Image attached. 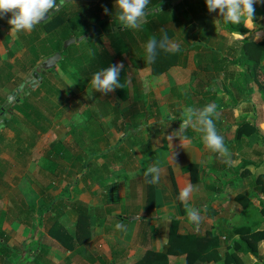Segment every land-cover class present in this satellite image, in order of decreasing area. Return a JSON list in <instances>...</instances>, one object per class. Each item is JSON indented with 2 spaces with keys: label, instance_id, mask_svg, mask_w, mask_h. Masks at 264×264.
Segmentation results:
<instances>
[{
  "label": "rangeland",
  "instance_id": "rangeland-1",
  "mask_svg": "<svg viewBox=\"0 0 264 264\" xmlns=\"http://www.w3.org/2000/svg\"><path fill=\"white\" fill-rule=\"evenodd\" d=\"M110 5L114 8L115 16H117L115 30L118 29L121 31L122 28L129 27L120 23L118 20L121 10L119 9L116 0L111 2ZM67 6L71 11L82 10L86 7H89V10L93 11V7H90L91 5H82L78 1L69 2ZM255 6L263 9L261 12L264 14V4L254 5V8ZM219 15V11L213 13L205 20L204 26L200 29L203 32L208 31L212 33L207 42L208 47L212 49L208 50L207 47L204 49H198L197 47L188 49L185 51L186 61L184 60V63L179 62L174 53L168 54L171 57L169 66L167 68H163L162 74L160 75H155L156 73L153 72V66L162 64L160 61L162 58L160 52H157V54H159L158 58L153 56L154 58L150 59L152 61V65L150 64L149 66H145L142 56H140L137 52L132 50L131 55L121 52L127 46L124 44L120 45L117 38H115L116 42L112 44L113 38L100 33L98 28H95L94 31L92 28L93 25L86 28V32L91 34V38H87L89 41L84 38L80 42L70 43L67 46H64L63 43V47L68 49L66 54H72L73 57L81 53H91L93 55L96 52L98 55L102 56L103 54L100 53L102 52V47L112 55H114L115 52H121L122 55L119 53L117 57L118 59H116L117 64L121 65L126 70L124 71L128 80V100L125 102L113 91L105 94L95 89H90V82L92 76L94 75L93 70L99 66H95L90 69L89 67H86V73L80 74L77 73L78 66L73 63L74 59L71 60L73 63V66H71L66 60L65 63H62L61 58L53 70L50 69L41 73L42 78L44 77L46 79H43L42 84L38 88H36V86L31 90V95L33 97L28 100L29 104L39 111L37 118L42 121V125L50 128L49 133L40 136V139L42 138V140H40L39 144L34 143L35 158L43 154L45 147H48L54 139H57L63 142L73 152H77L80 146H82L85 162L90 163L92 162L93 151L96 150L93 148V138H85L87 133L86 129L91 125L89 121L95 118L98 119V137L101 139V142H106L109 137H111L110 141L112 139V141L115 142L119 137V134H117L116 131H114L115 135L113 136L110 134L113 132V129L108 131L107 134L105 133L110 128L112 121H114L111 120L110 115L108 114L110 113V110L115 117V121L118 116H120V121H125V117L126 121H129L128 117L133 116L134 120L132 119L129 123L138 124L140 122L141 125H146L144 126L142 134H138V132L136 133L138 134L137 136L140 144L147 142L153 148H157L162 145L167 147L168 156L167 159L162 160V164L167 165L168 169L175 172L174 174L176 177L177 188L178 185L182 184L181 180L183 174L180 172V164H188L191 165V167L193 166V168H196L194 167L195 165L197 166L196 169L192 170V176L195 178V181H189L190 192L194 199L189 197L188 204L191 205L190 198H192V203L195 204L192 208L193 211L197 213L198 218L195 221L190 220L189 223L185 222L181 225L189 232L188 234L196 232L203 235L205 230L212 231L209 230L210 228L216 230H213L214 233L221 230L219 236L220 241H223L222 237L226 238L227 233L230 231L228 223L231 222L233 217L230 216V209H236V206L234 205V193L237 192L236 190H238L239 187L235 186L239 185L241 187L243 185L245 189L249 188V190H252L253 184L250 183L248 178L250 177L253 179L255 177L256 179L257 176L264 173V105L262 107V113L260 112V119L255 114L254 122L253 111L251 109L252 104L248 101V96L244 92V87L248 86L252 90H259V86L256 82L253 83L251 78L248 79V73L246 70L241 68L242 66H231L227 69L228 73H226L227 76L225 77V81L228 91H225L223 90V77L225 75H222L220 72L210 78V75L208 76L205 74L204 69L199 63V58L208 63L209 60L206 56L212 53L213 50H217L219 56H224L226 49H228L238 36L240 37V34L228 33L221 29L218 22ZM9 16L10 13L5 14V18H7V20ZM166 16L163 18L166 19L164 20L163 25L166 28L173 30L175 33L174 36L169 37V41L171 43L182 45L186 48V46L181 42L182 38L180 37H182V28L180 26L184 24L188 18H185L182 11H179V9L175 6L167 9ZM143 20V17L140 18L137 26L141 25ZM241 25L247 30L245 35L251 37L250 39L253 42L258 43L264 40V15L259 16L254 13L253 21L248 27H246L243 23H241ZM33 31L37 34H42L43 36L45 35L43 30L39 28L27 32L17 33L19 40L17 45H15L13 52L19 55V61L17 63V72L19 76L17 81L13 84V89H17L19 87L18 85L21 83L24 75L23 72L33 71L38 66V64L35 66V63L33 62L34 54H32L33 49L39 47L38 43L33 44L31 47H29V44L26 45L31 36L30 34H33ZM12 33L15 34L14 32ZM92 33L96 34L93 35ZM98 38L100 39L99 42L97 41ZM167 43L168 41L165 40V45H167ZM6 46L5 49L8 48L7 44ZM12 46H14V44H12ZM2 63L7 69H11L7 62ZM260 63L264 66V59ZM62 64H65L66 66L64 65L65 67L60 68ZM79 64L82 66L80 61ZM84 65L87 66V64ZM105 69L107 68L100 67L97 71L100 72ZM209 70L211 71V69ZM257 72L258 80L264 82V73L260 70ZM50 74L51 76L47 79ZM119 75H121V77L124 76L122 70H120ZM87 76L89 77L88 79ZM54 78L56 82L52 80ZM123 78L125 79V76ZM59 80H63L67 84V87L63 88L64 94L60 97L61 106L53 108L55 97L59 95L61 91ZM152 81L155 85L152 84ZM16 84H18L17 87ZM61 84L63 83L61 82ZM81 86H83L82 91L80 90ZM206 88H210L211 92L217 91V94H215V96L208 95L205 93ZM61 92L63 93V90ZM257 92L258 91H256V93ZM41 94H47L49 96L46 95L39 100L37 97ZM46 97H52V100L48 101L45 99ZM134 97H138L140 99H135ZM10 100L11 99L8 101ZM103 101H108L111 104H118H114V106H106ZM133 103L134 107L136 109L138 108V111L142 113H137V111V114L135 112H133L132 115L128 114L127 110ZM235 103H238L237 107L232 106V104ZM4 104L6 105V101ZM210 104L213 106V112L207 113V116L205 117L203 115V111H205L206 107ZM135 108L133 110H136ZM23 116L21 119L14 122V131L19 134V137H21V129L23 133L27 131L28 137L34 140V138L31 137V131L29 129L27 130V125L31 124V122L27 121V116L25 114H23ZM77 116L79 119H77ZM205 118L212 121L214 130L216 134L222 138L223 145L224 148L227 149V153H221L220 150L214 151L205 144L204 137L207 132L206 125L202 123V120ZM154 120H160V122L155 123ZM241 121L254 124L257 129L255 134L246 137L247 145L244 146L243 151L240 153L234 150V143L232 139L237 127L236 123H240ZM9 124H12V122L10 121ZM192 126L195 127V133L193 135V130H189V133L193 136L191 139H188L182 131L186 128L187 130L193 128ZM135 127L126 125V132L139 130V128L134 130L133 128ZM80 130H83V136L77 135ZM182 133L184 135H181ZM131 140L132 137L129 136L127 139L128 143ZM101 142L98 143V146H100ZM2 146L4 148L13 147L6 146L5 144H2ZM132 149L133 152L134 150H138V148ZM25 157L26 156L21 157L23 164L27 163V165H30L29 167H26V169L29 168V175L33 178V180H35L36 175H38L37 164L41 166L40 161L32 163L30 159ZM126 157V155H121V158L125 159ZM243 159L247 160L249 163L245 168V171L248 173L237 176L234 172L240 161ZM95 161L96 163H100L103 159L98 158ZM135 165L138 166V170L130 171L129 173V180L125 183L124 193L122 194L124 199H126L130 191H133V187H131L132 182L137 180V178L141 179L139 176L143 173V171H146L149 168V165L140 159L134 162L133 166ZM17 166L20 165L18 164ZM46 166H48V168H46ZM1 169L5 170V167L1 166ZM67 169L69 168L67 167ZM70 169L75 170L74 173L72 171L70 172L72 177L76 176L74 180L77 179L80 181L79 177L81 173V166L78 164L76 168ZM55 170L52 168V164H45V170H43L44 178L39 180V182L34 181L37 186V190L41 189L46 193L47 191L49 192L47 195L50 199H56L58 197L57 195L62 192V185L64 181L57 177L56 172L58 171V167H56ZM224 174H226V176H224ZM231 178L233 179V183H230L229 179ZM36 183H39V185ZM255 186V192L249 191L251 194L248 198V200L253 199L254 202L258 199V195H264V193L259 191L257 183H255ZM18 190V187L7 188L0 185V194L2 193V199H0V216L3 212H5L4 226L7 231L5 234H0V241L3 240V246H12L3 249L2 253L10 260L20 259L21 261L18 264H22V262L23 264H51L50 258L48 256H44L46 254L44 246L42 245L43 249L41 252H39L41 249L40 247L33 246L36 243V240L46 234L49 223L46 222L44 226L37 225L38 222L40 223L38 213L37 216H35V226L32 229L19 225V218L28 206L24 203L18 202L21 199V195ZM17 196L18 198L16 200L13 199ZM70 197L72 199H78L85 202L87 205H83L86 208L87 206L89 207L87 209H89L91 217L86 216L87 218H84L80 226L77 225V217L62 219L61 222L63 226L61 227V233L64 237H67V229L73 227L75 229L74 242L77 244L81 239L83 240L82 243L77 245L83 246L85 243L87 244L90 239H93V203L96 201L92 195L88 194V192L77 194L71 193ZM218 199L224 201L217 204L216 201ZM178 201L180 202V200ZM67 202L70 205L73 204L70 200ZM77 202L79 201H76L75 203ZM211 203L213 208L210 205ZM206 204H208V209L205 207ZM38 205H40V202ZM178 206L180 208L182 205L178 204ZM40 209L41 207L35 208L34 212H37V210ZM182 210L183 209H180L181 213ZM4 220H1L2 225ZM43 220H45V218H43ZM121 225L124 227L126 226L125 222L121 223ZM194 227H198L199 230L193 231ZM76 235L79 239H77ZM67 240L72 241L69 237H67ZM56 241L58 242L59 240ZM56 241H47V251L50 253H59L57 257L63 255L71 249L63 248V245H61L62 247H59ZM28 251L30 253H27ZM38 253L40 254L38 259H36ZM40 256L43 257L40 258ZM50 256L52 257V260H57L53 254ZM26 260L29 261L27 262Z\"/></svg>",
  "mask_w": 264,
  "mask_h": 264
},
{
  "label": "crops",
  "instance_id": "crops-1",
  "mask_svg": "<svg viewBox=\"0 0 264 264\" xmlns=\"http://www.w3.org/2000/svg\"><path fill=\"white\" fill-rule=\"evenodd\" d=\"M255 8L258 9L257 6H255ZM8 26H9L8 24H5L4 26H0V60H1L0 121L2 120V117H3V115L1 114V110L3 109L5 105L4 104L5 101L7 102L10 98V95H12L15 92L16 89H13V84L17 81V78L19 76L17 72V69H18L17 63L19 61V55L13 52L14 47L15 45H17V42L19 40L18 38L19 36L17 33L13 34L12 32H10V27ZM6 44L8 45L7 49H5L7 47ZM12 44H14V46H12ZM117 59L114 61L113 65L120 66L121 68L119 67V72L120 70H122V72L124 73L125 79L123 78L124 76L121 77V75H119L118 81L124 85V87H121L119 89H121V91L124 93V96H125L124 101L127 102L128 100L127 99L128 80L125 74L126 70L121 65L117 64ZM2 62H7L8 65L11 67V69L10 68L7 69L6 66ZM2 66H3V70H2ZM142 69H145V68H142ZM30 72L31 71L23 72L24 75L22 77L21 83L25 80V78L28 76ZM50 76L51 74L48 75L47 79ZM43 79H46V78L41 77L40 78L41 82H39L37 87L40 86ZM52 80L56 82L55 78ZM59 82L61 83L63 81L59 80ZM152 84L155 85L153 81H152ZM17 85L18 84H16V87ZM63 88L64 87L61 85L60 89L61 91L63 90V93L60 91L59 95L55 97V101H54L55 107L61 106L60 97L64 94ZM116 89L113 92L117 94L118 97L121 99V96H119ZM205 93H207V88H206ZM28 94H30L29 97H28ZM28 94L26 93L27 99L30 100L32 96L31 90L28 92ZM26 95H21V97H19L20 99L19 102L22 101V99ZM46 95L47 94H41L37 98L41 100ZM134 98L140 99L138 97H134ZM45 99L51 101L52 97H46ZM103 103H105L106 106H110V105L114 106V104H118V103L111 104L108 101H103ZM134 108L135 107L133 103L132 106L128 108L127 112L131 109L133 110ZM137 110L138 108L136 109V111ZM133 112L135 111H132V113ZM137 113H142V112L138 111ZM203 113H205V111H203ZM108 114L110 115L111 120H114V121H112V123L110 124V128L105 133L107 134L108 131H111V129H113L112 130L113 132L110 133L113 136L115 135L114 131H116L117 134H119L118 135L119 137L118 139H116L115 142H113L112 139L110 141L111 137H109L106 140V142H101V139H99L98 137V122H99L98 119L95 118L89 121L90 123H93V141H94L93 148L96 150L93 152H96L98 154H100L101 152L106 154L107 151L109 152L110 149L115 148L121 140L120 138L123 132V128L120 125L122 124V122L120 120L115 122V117L113 116V113L111 110H110V113ZM21 118H22V115L20 113H18L15 110H12L11 116L8 119L7 123L4 125L3 128H0V185L7 187V188L18 187L19 194L21 195V199L18 202L24 203L28 206L25 210L29 209V206H34L35 208H39V207L42 208V205L44 204V202L47 201L48 199L50 200V198L47 195V193L49 192L47 191L46 193L41 189L37 190L36 189L37 186L35 185L34 181L39 182V180L44 178L43 170H45V164L51 163V161L54 160V158L51 159L49 155L50 152H52L53 155H55L60 150L59 148L55 149L53 147V144L56 141H58L60 144L61 141L54 139L48 145V147H45V151L43 152V154L35 158L34 143L39 144L40 140H42V138L40 139V136L43 134L49 133L50 128L45 127L38 120L40 126H42L45 129L44 132L37 130L35 126H33L32 124H29L27 125L28 128L27 127L26 128L27 130L29 129L31 131V137L34 138V140L28 137L27 131L23 133L22 129L20 130L21 137H19V134L14 131L13 125L16 120L21 119ZM130 118L131 116L128 117L129 121H131L132 119L134 120L133 116L131 119ZM10 120L12 124H9ZM154 122L159 123L160 120H157V121L154 120ZM139 125H140V129L138 131L142 134L144 130V126L146 125H141L140 122H139ZM192 127H193L192 130L195 133V130H194L195 127L194 126ZM186 129H184L182 132L185 133L187 131ZM80 131H78V133ZM183 133L181 135H184ZM87 137L88 136H86L85 138ZM99 142H101L100 146H98ZM61 143H62V147H66V145L63 142ZM145 143H146V146L143 149V153L139 151L138 146L133 147L135 149L138 148V150H134V152L132 151L133 149L131 150L129 149L130 153H132V156H133L132 162H128L124 158L122 161V162H128L127 166L129 167L119 162L115 163L109 157L102 158L103 161H101L100 163H96L98 165H103L107 163L109 166V170L111 172L110 173L111 178H109L106 183L102 181L104 183L102 190H100L99 184L96 180H93V186H91V189L90 188H89L90 190L87 189V187L90 186L91 184L89 182L86 184L83 181H77V179L74 180L76 176L72 177V175H70V172L72 171L74 173L75 170L70 169V166L69 164L66 163L65 158L55 159L56 167H58V171L56 172L57 177H59L60 180H64L63 185H62V192L57 195L58 197L56 199H60L61 196H65V188L67 187L68 184H70L74 186V188L70 190L68 194L69 198L63 199L64 202L68 204L67 201L70 200L71 203L75 204L76 201H79L81 204L87 205L85 202L81 200L72 199L70 197L71 193L77 194V193H83V192L84 193L88 192V194L92 195L96 202L93 203V207H94L93 208V239H90L88 243L87 244L85 243L86 245L84 244L83 246L77 245L79 243L76 244V242H74L75 240L74 230L75 229L73 227L70 229H67L68 230L67 237L72 239V241L71 240L68 241L67 237H64L63 234L61 233V230H62L61 227L63 226L61 222L62 219H68L70 217L71 218L77 217V214L72 211L73 204L72 205L68 204V207L62 206L61 209H59L57 212L58 214L57 218L54 217L55 218L54 220L51 219V216L53 213L51 214L49 212H46L43 215H41V217L38 214L39 210H37V212L34 213V218L35 216H37V214L40 217V223L38 222L37 225L44 226L46 222H48L49 226L46 230V234L42 235L38 240H36V243L33 246L40 247L41 249L39 252H41V250L43 249L42 248V245H43L44 249L46 250V254L44 256H48L50 258L51 264H140L139 260L147 252H154V253L165 252V250L167 249L168 236L169 234H171V231L172 232L175 231V233L178 235H187L189 233L185 229V227L181 225L182 223H185V222L189 223L190 219L188 218L187 210L193 211L192 207L193 205H195L194 203H192L193 197L190 192L189 179L188 177L185 178L184 175H182V180H181L182 184L178 185V188H177L176 177L174 174L175 172H173V170L171 169H168L167 165L162 164L163 163L162 160L167 159V156H168L167 147L165 145H162L157 148H153L149 143L147 142ZM2 144H5L6 146H13V147L4 148ZM245 145H247V140H246ZM163 146H165L166 148L165 158L158 160L161 165L156 166L157 161L155 162V160L152 158L153 157L152 155L156 150L162 148ZM80 150H81V146L77 152H73L69 148L70 153L74 156L77 155ZM234 150H235V146H234ZM242 151H240V153ZM23 156H26L25 158L30 159L32 163L36 161H40L41 166L37 164V167H38L37 174L38 175H36L35 180H33V178L29 175V170H28L29 168L26 169V167H29L30 165H27V163L23 164V160L21 159V157ZM32 158H35V159H32ZM138 159L143 160L145 163L149 165V167L159 168L160 170L159 178L155 183H152L151 181L153 180L154 174L146 175L145 173L147 170L143 171V173L139 176L141 177V179L137 178V180H134L132 182L131 187H133V191L132 192L130 191L126 199H124L122 195L124 193V185L129 180L128 176H129L130 171L138 170L137 165L133 166L134 162ZM18 164L20 166H17ZM187 165L188 164L181 163L179 167L181 168ZM1 166H4L5 170L1 169ZM56 167H54V170ZM67 167L69 169H67ZM46 168H48V166H46ZM224 176H226V174H224ZM254 178L253 179L250 177L248 178L250 183L253 184L252 190H249V188L245 189L243 185L241 187L239 185L235 186V187H239V189L236 190L237 192L235 191L236 193H234V197H235L234 205L236 206V209H230V213H231L230 216H233V217L231 219V222L228 223V227L230 231L227 233V237L226 238L222 237L223 241H220L219 233L221 230L214 233L213 230L215 229L213 228L209 229V230H212L210 232H212L214 235L218 236L219 238L218 253H219L220 259L217 261L210 260L208 262L198 263V264H223V257L225 256L227 252L230 251L228 250V246H230V241H232V239H235L237 237V235L233 233V230L234 228L240 226L241 224L249 223L251 226H254L256 230H264V219L258 213V211L264 207V195L259 193L260 195L257 196L258 199L255 202L253 199L248 200L249 202H251L248 212H244V207L241 204V200L237 199L239 197L249 198L251 194L250 192L251 191L255 192L256 182H254ZM229 180H230V183H233L232 178ZM36 184L39 185V183H36ZM147 185H150L152 187L153 194H154L153 196L154 203L150 207L146 206ZM114 187H116V193L113 195L112 191H114ZM184 187L189 188V194H188V197L184 199L182 202L180 198V191ZM231 188H234V187H231ZM107 192H108V195H107ZM109 193H112V195L109 196ZM18 196L13 199L16 200ZM1 197H2V193L0 194V199H2ZM189 197H192L190 198L191 205L188 204ZM56 199L53 198L51 200H56ZM178 200H180V202ZM223 201L224 200L218 199L216 203L220 204ZM39 202H40V205H38ZM178 204L182 206L179 208ZM210 205L212 207V203ZM205 207L206 209H208L209 208L208 204H206ZM87 208L89 207L87 206ZM180 209H183L182 213L180 212ZM25 210L23 214L21 215V217L19 218V220L21 219L24 220ZM87 214L89 217H91L89 209H87ZM4 215H5V212H3L2 215L0 216V234H5L7 232L5 230L6 227L4 226L5 224ZM43 218H45V220H43ZM1 220H4L3 225H2ZM19 222H20L19 224L20 226H23V227L25 226L26 228L29 227L27 226L25 222L23 221L22 222L19 221ZM124 222L126 224L125 227L121 225V223H124ZM54 226H55V229H54ZM198 230H199L198 227L193 228V231H198ZM57 234H59L60 236H57ZM58 238L68 243V248H71V249H69L63 255L60 254L61 256L57 257L59 253H55V252L50 253L49 251H47L48 250L47 241L53 242V241L58 240ZM57 243L59 247H62L59 241ZM7 247H12V246H3V240H2V243L0 242V264H18L21 261L20 259L10 260L8 257L3 255L2 251L3 249H6ZM63 248H67V247H63ZM27 253H30V252L28 251ZM257 253H258V257L252 256L250 254L244 255L242 258L243 264H264V241H261L260 243L257 244ZM39 254L40 253L37 254L36 259H38ZM51 254H53L54 257L57 258L56 261L52 260V257L50 256ZM42 257L43 256H40V258ZM26 261L28 262L29 260H26ZM185 261H186L185 255H171L168 257L169 264H185Z\"/></svg>",
  "mask_w": 264,
  "mask_h": 264
},
{
  "label": "trees",
  "instance_id": "trees-1",
  "mask_svg": "<svg viewBox=\"0 0 264 264\" xmlns=\"http://www.w3.org/2000/svg\"><path fill=\"white\" fill-rule=\"evenodd\" d=\"M59 1L61 0H57V4L59 3ZM110 1L114 2L115 0H96L79 2L82 5H91L90 7H93V11H90L89 7H86L82 10L80 9L76 11H71L68 9L67 6L69 2L64 3L58 11H53L54 9L50 10V12H53L48 17V19L43 22H39L33 28L42 29L45 35L41 36L42 34H37L35 31H33V34H30L31 36L26 43V45L29 44V47H31L35 43H38L39 45L38 48L33 49L32 51V54H34L33 62L35 63V66L37 64L39 65L43 60L52 56L54 53L59 52L62 58V63H65L66 60L71 66H73V63L77 64V73L85 74L86 67H89V69L95 66H99L98 68L111 67L113 66V63L116 60L115 57H118L119 53L120 55H122L121 52H125L131 55V52L133 50L137 52L140 56H142L144 60V65L146 66H149L150 64L152 65V61L150 59L154 57L158 58L159 54H157V52H160V55L162 56L160 61L162 62V64H158V66H153V72L156 73L155 75H160L162 74V69L167 68L169 66L171 57L168 54H172L167 53L165 51V48L161 45H165V36L169 38L171 36H174L175 34L173 30L168 29L163 25L164 20H166L163 18L164 16H166L167 9L173 6L179 9V11H182L185 18H188V20L186 19V22L180 26L182 28V37H180L182 38L181 42L186 46V48L182 45H178V51L174 53L177 56V60L179 62L184 63L186 61L185 51H187L188 49H193L194 47H197L198 49H204L206 47L208 48V50L212 49L208 47L207 43L209 40L208 38L212 33L208 31L203 32L200 29L204 26L205 20L218 10L209 12L205 4V0H149V3L148 5H146L144 10L143 23L136 27L122 28L121 31L118 29L115 30L117 16H115L114 8L110 5ZM262 10L263 9H261L260 7H258V9L255 8V14L263 15V13L261 12ZM218 22L221 29L228 33L240 34V37L238 36L237 39L234 40L232 44L228 47V49H226V53L224 56H219L217 50H213L212 53L206 56V58H208L209 60L208 63H206L201 58H199L198 61L204 69L205 74L208 76L210 75V78L220 72L222 75H225L223 77V90L225 91H228L227 84L225 81V77L227 76L226 73H228L227 69H229L231 66H242L241 68L247 71L248 79L251 78L252 82H256L259 86V90L254 89L255 93L254 90H252L248 86L244 87V92L248 96V101L250 104H252L251 109L253 111V117L255 122V114L260 119V112L262 113V107L264 105V82L258 80L257 72L260 70L262 73H264V66L260 63L264 59V40L258 43L253 42L250 39L251 37L245 35L247 33V30L241 24H224L223 17L221 14L218 16ZM5 24L8 23L7 18H5L4 15L3 19H0V26H4ZM91 25H93V29L98 28L100 33H103L113 38L112 44L116 42L115 38H117L120 45L124 44L127 47L124 48L121 52H115L114 55L109 53L103 47L102 52H100L101 54H103L102 56L98 55L97 52L93 55L91 53H81L79 55H75V57H73L72 54H66L68 49H65L63 47V43L71 37L79 38L85 36L86 34H88L86 32V28L90 27ZM96 33L92 34L95 35ZM87 38H91V35L85 38L87 41H89V39ZM97 41L99 42L100 39L98 38ZM152 41H155L153 50L147 51V46ZM72 59H74L73 63L71 61ZM79 61L81 62L82 66L79 64ZM84 64H87V66H85ZM64 65L65 64H62L60 68L66 66ZM98 68H95L93 70L94 74L96 72H99L97 71ZM209 69H211V71ZM41 77L42 76L40 75V78ZM88 78L89 77L87 76V79ZM62 83L63 84H59L63 87H67V84L64 81ZM82 88L83 86L80 87L81 91ZM116 91L119 96H121V98L124 100L125 96L121 89L117 88ZM256 91L258 92L256 93ZM216 92H211L210 88L207 89L208 95L215 96V94H217ZM29 95L30 94H28V97ZM19 97L16 99H19ZM13 102H15V99L13 100ZM237 105L238 103L232 104L233 107H237ZM5 108H7V106H4L2 110H5ZM53 108L56 107L54 106ZM13 110L17 111L22 116L23 114H25L27 116V121L31 122V124L35 126L37 130L41 132L45 131V129L39 124V121H42L37 118L39 115V111L29 104L27 95L22 99V101L15 102ZM132 111L137 112L138 110L136 111L131 109L128 111V114L132 115ZM119 120L120 116L117 117L115 122ZM121 122L122 124L120 126H122L123 128V132L120 138L121 140L117 144V146L115 148L110 149L109 152L107 151L106 154H104L103 152H101L100 154L93 152L92 162L90 163L85 162V156L82 151V146L79 153L74 156L70 153L69 148L67 146L62 147V143L60 142L59 144V142L56 141L53 144V147L55 149L59 148L60 150L55 155H53L52 152H50L49 154L51 159L54 158V160H52L50 163L52 164V168L56 167L55 159L58 158H65L66 163L69 164L70 168H76L79 164V166H81V173L79 177L80 181H83L86 184L89 182L91 184L87 187V189H91V186H93V180H96L99 184L100 190H102V187L104 186L103 182L106 183L107 180L111 178V172L107 163L103 165H98L96 164L95 160L100 157H109L115 163L116 161H119V163L127 166L128 162H132L133 160L132 153H130L129 149L131 150L134 146H138L139 151L143 153V149L146 146V143L140 144V141L137 137V135L140 133L138 130L133 132H126V125L134 127L136 126L135 128H133L135 130L136 128L140 129L139 123L133 124L126 121ZM236 126L237 127L235 129L232 141L234 143L235 150L240 152L245 146L247 140L246 137L255 134L257 127L256 125L254 126V124H250L249 122L243 121L237 123ZM191 129H186L187 131L185 132V135L188 137V139H191V137L194 135V131L193 135L189 133V130ZM83 130L78 133L79 136H83ZM86 132V136H88L87 138H93L92 123L90 126L87 127ZM137 132L138 134H136ZM129 136L132 137V140L128 143L127 139L129 138ZM165 150L166 148L165 146H163L162 148L156 150L153 153L152 158L155 160V162L157 161L156 166L161 165L158 160L165 158ZM122 154L127 156L125 159L128 162H122ZM248 164L249 163L247 160H241L240 164L236 167L234 173L237 176H241L244 173L247 174L248 172L245 171V168L248 166ZM194 167L197 168L196 165ZM196 168H193V166L191 167V165H187L181 167L180 172L184 175L185 178L188 177L190 182H194L195 178L192 176V170ZM254 182L258 184L259 191L264 193V173L262 175L257 176L256 179L254 178ZM73 188L74 186L68 184L65 188V196H61L60 199H48L47 201H45L42 205L41 210H39V216L41 217V215H43L44 213L49 212L51 214H54H52L51 216L52 220L55 219L54 217L57 218L58 210L61 209L62 206L68 207V204L64 202L63 199L69 198L68 194ZM112 193L113 195L116 193V187H114V191H112ZM112 193H109V196H111ZM146 196V206L150 207L154 203V194L150 185H147ZM237 199L241 200V204L244 207V212H248L251 205V203L248 201V198L239 197ZM34 210V206H29V209L25 210L24 220H20L21 222H25L27 226L31 228L34 227ZM72 211L77 214V225L80 226L84 218H87L86 216H88L87 208L83 204L77 202L72 205ZM258 213L264 219V207L260 209ZM233 233H235L237 237L230 241V246H228V250L230 251L227 252L223 257V264H243L242 258L244 255L247 254L258 257L257 244L261 241H264V230H256L254 226H251L249 223H246L234 228ZM57 236L60 235L57 234ZM77 239L79 238L77 237ZM58 240L61 245H63L64 247L67 246L68 248V243L62 241V239L60 238H58ZM82 241L83 240L80 239L79 244L82 243ZM0 242L2 243V241ZM218 247L219 238L210 231H206L203 235H200L196 232L187 235H178L175 233V231H171V234H169L168 236L167 249L165 250V252H147L140 260V264H169L168 257L171 255H185V264H198L208 262L210 260L217 261L220 259Z\"/></svg>",
  "mask_w": 264,
  "mask_h": 264
},
{
  "label": "clouds",
  "instance_id": "clouds-1",
  "mask_svg": "<svg viewBox=\"0 0 264 264\" xmlns=\"http://www.w3.org/2000/svg\"><path fill=\"white\" fill-rule=\"evenodd\" d=\"M116 2L121 10L118 16L119 22L129 27H136L139 19L144 16V10L149 0H116ZM205 4L209 12L219 11L223 17L224 24L237 25L243 23L248 27L253 21L255 13L254 5L264 4V0H205ZM56 7H58L57 0H0V19H3L6 13H10L7 20V23L11 26L10 32H27L31 31L34 26L49 14L50 10ZM165 40L168 41L167 45L162 44L161 46L165 48L167 53H175L178 51V44L171 43L167 36H165ZM154 45L155 41L150 42L146 50L152 51ZM118 76L119 66L116 65L97 72L92 76L90 89H95L107 94L114 91L116 88L124 87V85L118 81ZM17 97L18 96L15 98ZM5 106H7V108L1 110V114L3 115L2 120L7 112L11 114L13 110V107L11 108L9 105ZM212 111L213 106L210 104L206 107L204 116L206 117L207 113ZM77 119H79L78 116ZM202 123L206 125L207 132L204 137L205 144L214 151L220 150L221 153H227L222 138L218 136L214 130L212 121L205 118L202 120ZM159 172V168L149 167L145 174H154L151 182L155 183L159 178ZM188 194V187H184L180 191L182 202L188 197ZM187 215L192 221L198 218L197 213L192 210H187Z\"/></svg>",
  "mask_w": 264,
  "mask_h": 264
},
{
  "label": "water",
  "instance_id": "water-1",
  "mask_svg": "<svg viewBox=\"0 0 264 264\" xmlns=\"http://www.w3.org/2000/svg\"><path fill=\"white\" fill-rule=\"evenodd\" d=\"M72 1H96V0H61L59 1V3L57 4L58 7L54 8L53 11H58L59 8L64 4V3H68V2H72ZM49 12V14L42 19L40 22H43L45 20L48 19V17L52 14V12ZM95 31V29H94ZM91 34H87L85 36L79 37V38H75V37H71L69 39H67L64 42V46H67L70 43H74V42H80L82 41L84 38L90 36ZM61 59V55L59 52L54 53L52 56L46 58L45 60H43L33 71H31L28 76L25 78V80L19 85V87L17 88V90L10 95L11 99L10 101L6 102V105H9L11 108L14 106L15 102H18L19 99H16V96H21L22 95H26L27 92H29L30 90L34 89L40 82V74L42 71L44 70H50L53 69L55 67V65L59 62V60ZM13 99H15V102H12ZM11 114L10 112H7L5 117L3 118V120L0 121V128H3L4 125L7 123L8 119L10 118Z\"/></svg>",
  "mask_w": 264,
  "mask_h": 264
}]
</instances>
